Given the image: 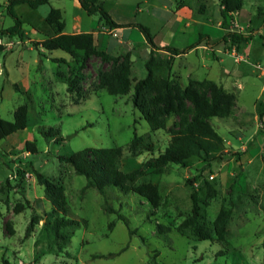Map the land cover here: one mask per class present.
I'll list each match as a JSON object with an SVG mask.
<instances>
[{
    "label": "rangeland",
    "instance_id": "1",
    "mask_svg": "<svg viewBox=\"0 0 264 264\" xmlns=\"http://www.w3.org/2000/svg\"><path fill=\"white\" fill-rule=\"evenodd\" d=\"M101 1L121 26L87 14L78 0H50L37 9L16 5L25 35L0 38V117L12 121L20 105L28 107V126L0 140V264H264V115L258 110L264 107V0H245L227 18L221 0ZM7 4L0 0V28L15 23ZM52 7L62 10L67 33L77 31L80 20L81 32L88 29L97 48L117 58H89L80 83L87 98L71 94L62 77L78 73L82 55L74 58L41 45L53 35L45 19ZM137 24L150 28L159 47L183 50L198 43L173 58L170 78L184 86L193 80L215 82L236 96L231 115L209 119L224 138L211 165L192 156L188 166L170 163L163 173L145 176L162 194L158 207L114 186L105 196L93 187L83 189L86 177L61 159L87 147L118 146L121 169L128 172L169 145L179 117L168 115L166 126L153 130L132 100L135 83L147 75L152 48ZM227 26L251 38L239 47L227 43ZM127 54L131 89L112 94L100 86L101 76L113 77ZM155 55L170 53L155 48ZM135 132L151 140L150 150L134 155L128 149ZM28 142L36 153L27 149ZM36 171L63 187L67 213L53 212ZM208 183L216 196L210 197ZM193 192L200 220L210 228L223 207L232 208L225 239L199 240L192 228L186 234L178 230L192 215ZM106 199L115 212L106 211ZM16 205L23 206L21 212L14 211ZM34 215L38 221L27 236ZM59 216L78 224L62 228L58 240L52 224ZM158 224L170 231L159 233Z\"/></svg>",
    "mask_w": 264,
    "mask_h": 264
},
{
    "label": "trees",
    "instance_id": "2",
    "mask_svg": "<svg viewBox=\"0 0 264 264\" xmlns=\"http://www.w3.org/2000/svg\"><path fill=\"white\" fill-rule=\"evenodd\" d=\"M49 1L8 0V12L15 18V23L8 27H1L0 38L4 36L12 37L13 35H19L23 38L25 35L22 28L23 20L15 11L16 5L27 4L30 8L37 9ZM78 1L87 14L98 13L101 20L111 27L121 26L114 21L101 0ZM244 1L221 0L222 16L227 18L234 12L241 10ZM45 19L53 30V35L41 41L42 47L50 51L61 49L74 58L79 57L80 54L82 55V62L78 68V73H71L67 77L62 75V77L65 78L67 90L71 94H79L87 98L88 95L83 91L80 83L83 79L82 71L87 66L89 58L99 56L107 62L116 61L117 58L109 52L97 48L91 32H64L65 21L61 9L52 7L46 14ZM223 24L226 25V22H223ZM137 27L144 33L147 42L152 48L145 62L147 75L135 83L132 100L134 106L139 109L153 130L164 128L168 115L173 114L179 117L177 127L171 130L169 145L158 156L148 159L141 167L128 172H124L121 169L123 149L118 146L87 147L69 156H61V159L69 163L76 173L86 177L87 183L83 189L93 187L105 196L106 188L114 186L124 193H137L148 200L153 207H158L162 200V194L158 185L146 179L145 176L151 173H163L170 163L188 166L192 156H197L206 164L211 165V162L217 158L218 152L221 151L224 138L213 127L209 119L215 116L228 117L231 115L236 102V96L231 92L225 91L221 85L215 82L193 80L184 86L179 80L170 78L173 58L187 49L197 46L198 43L196 42L194 45L183 50L169 45L159 47L155 44L148 26L137 24ZM228 28L227 26L226 29ZM251 35V33L246 34L228 29L223 40L239 47L242 43H247ZM155 48L162 49L170 53V55L165 58L158 57L155 55ZM2 50L3 47L0 45V51ZM53 60L57 62L65 61L64 58H53ZM130 75L131 58L127 54L125 59L115 69L113 77L101 76L100 86L107 88L112 94H126L131 89ZM258 110L260 115L263 116L264 107L263 109L258 108ZM27 126L28 107L26 104H22L15 110L14 120L11 121L0 117V140L19 130L25 129ZM26 147L32 153L37 152L34 143L28 142ZM151 147L152 142L147 136L139 135L135 132L128 149L136 155L142 150H150ZM36 176L38 182L44 186L46 198L53 204V212L67 213L68 204L64 196L63 187L54 183L47 175L39 171H36ZM208 188L211 191L210 197L216 196V189L209 183ZM192 198V215L180 223L178 230L186 234L188 229L192 228L199 240L225 239L227 225L232 215V208L223 207L213 222V228H210L200 220L201 214L197 192L192 193ZM22 208V205H16L14 211L19 213ZM105 209L108 212L116 211L108 204L107 199L105 200ZM122 220L128 225L125 217L122 216ZM37 221L38 218L34 215L27 227V236L30 235ZM76 224H78V220L76 219L65 216L57 217L52 224L55 238L58 240L62 239L64 236L60 232L61 229ZM110 225H113V222ZM157 230L163 234L170 231V228L163 224H158ZM8 231L10 234H13L14 228L8 225ZM5 264H8V262L5 261Z\"/></svg>",
    "mask_w": 264,
    "mask_h": 264
},
{
    "label": "crops",
    "instance_id": "3",
    "mask_svg": "<svg viewBox=\"0 0 264 264\" xmlns=\"http://www.w3.org/2000/svg\"><path fill=\"white\" fill-rule=\"evenodd\" d=\"M74 26H75V28H77V31H74V32H72V33H80L81 32V30H82V22L79 20V23L77 24H74ZM79 28H81V29H79ZM64 32H66L65 31V29H64ZM85 32H88V29H86L85 30ZM67 33V32H66ZM181 54V53H180Z\"/></svg>",
    "mask_w": 264,
    "mask_h": 264
}]
</instances>
